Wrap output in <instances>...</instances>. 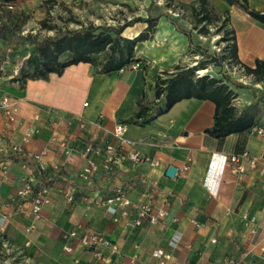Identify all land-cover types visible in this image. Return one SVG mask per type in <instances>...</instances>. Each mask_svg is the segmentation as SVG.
Listing matches in <instances>:
<instances>
[{"label": "crops", "instance_id": "obj_1", "mask_svg": "<svg viewBox=\"0 0 264 264\" xmlns=\"http://www.w3.org/2000/svg\"><path fill=\"white\" fill-rule=\"evenodd\" d=\"M18 1L7 3L13 6ZM70 1L82 11L76 6L78 0ZM97 1L129 5L142 1L143 8L140 13L124 14L114 23L103 15H89L88 21L95 24H119L135 16L165 13L153 37L136 45L139 67L98 73L93 64L79 62L60 74L28 79L21 86L13 80L17 70L8 72L0 64V99L9 95L19 104L20 123L15 129L7 125L0 109V231L4 228L0 235L9 242L13 258L23 259L25 264H95L98 259L91 249L78 239L64 237L65 232L79 229L106 234L118 243L117 251L99 264H160L153 255L156 249L173 255L167 264H225L230 255L244 257L246 264H264V172L256 168L234 174L229 160L234 152H259L264 136L252 131L232 133L223 139L212 136L206 129L214 124L215 103L197 97L176 102L146 126L124 122L127 128L123 136L129 142L116 135V125L137 112L140 97L157 100L159 76L174 72L179 64L196 62L187 61V51L192 47L189 38L168 20L166 13L170 12L162 2L178 5L176 14L170 15L180 27L192 29L194 40L193 22L184 14L198 0H154L152 5L153 0ZM210 2L217 13L228 15L240 60L254 66L257 58L264 59V24L259 25L225 0ZM249 3L264 10V0ZM155 6L160 10L154 12ZM235 13L246 27L235 26ZM77 19L84 21L82 16ZM147 26L146 22H136L125 28L123 36L134 38ZM31 125L36 131L23 145L29 160L35 162L32 156L42 154L44 170L53 175L62 170L75 199L68 201L60 184L51 186V201L44 205L37 228L28 231L32 204L29 200L20 204L17 192L33 168L29 164L25 167L23 157L11 154L9 148L22 144L23 133ZM258 126L264 125L259 122ZM89 145L94 149L87 151ZM132 151L158 160L159 165L152 166L148 159L131 160L128 154ZM217 153L227 157V164L220 190L213 196L204 183ZM91 162L97 168L84 177L82 173ZM171 165L178 168L173 177L167 174ZM118 189L125 190L136 205L150 202L155 210L166 207L167 216L161 223L143 226L115 221L117 206L107 204L104 198ZM244 214L255 217V222H246ZM174 238L177 246L171 243Z\"/></svg>", "mask_w": 264, "mask_h": 264}, {"label": "trees", "instance_id": "obj_2", "mask_svg": "<svg viewBox=\"0 0 264 264\" xmlns=\"http://www.w3.org/2000/svg\"><path fill=\"white\" fill-rule=\"evenodd\" d=\"M14 1L5 0V2L11 3ZM225 1L230 5H236L258 23L264 24V10L252 7L249 0ZM51 2L56 5L61 1L43 0L42 6L46 16L40 23L42 28L53 30L55 32L53 35H46L43 38L32 33L22 35L17 27L7 22L0 23V44L12 42L14 37L18 39L15 44L16 48L23 47L24 42H28L31 46L28 57L13 76V80L19 81L21 86H24L28 79L48 78L51 73L60 74L67 66L79 62L93 64L95 71L98 73H110L128 67L133 62L140 60L136 56L137 43L153 37L160 17L165 14L161 12L156 15L149 14L147 17L135 16L119 24L85 23L80 19H75L74 21L78 26L71 28L57 22H50L53 16L51 8L54 7V5L51 6ZM154 2L153 0L151 5ZM191 11L195 19L193 29H198L201 34H209L210 29L204 28L205 25L199 28V24L203 22L205 24H216L224 18L220 25H216L217 30L223 32L221 41L226 42L223 55L220 56L203 45L196 44L192 38V29L180 27L177 20L170 13H166L168 20L179 31L188 36L190 45L194 46L196 52L202 55L203 58L192 66L179 64L175 67L174 72H165V75L159 76L155 85L157 100L149 101L143 95L137 100V112L123 122L146 126L157 114L167 111L176 102L184 98L197 97L209 99L215 103L214 124L206 129V132L212 136L223 139L232 133L251 131L253 127L259 125V105L264 104V96L255 93L258 97L257 100L239 110L233 103L234 91L226 82H233L228 73H223V76L218 78L209 74L198 76L196 71L206 69L210 63L222 67L224 60L231 59L236 65L242 66L246 74L253 75L256 81H261L264 79V59L257 58L254 66L245 64L240 60L235 30L229 26V17L226 13L222 15L217 13L210 0H198L197 4L191 5ZM55 17L53 16V19ZM136 22H146L148 26L134 38L123 36L125 28L134 25ZM234 82L239 87L244 86L238 81ZM22 157L33 168V172L37 177L36 189L44 186L51 187L55 184L65 187L70 184L62 170L53 175L36 162L30 161L26 153H23ZM3 238L5 237L3 236ZM2 240L0 239V248H4Z\"/></svg>", "mask_w": 264, "mask_h": 264}, {"label": "rangeland", "instance_id": "obj_3", "mask_svg": "<svg viewBox=\"0 0 264 264\" xmlns=\"http://www.w3.org/2000/svg\"><path fill=\"white\" fill-rule=\"evenodd\" d=\"M59 4L54 5L51 2L52 15L56 16L53 19H50V22H57L60 25H67L71 28L77 27V23L74 21L79 17H83V20L89 22V15H103L109 23H114V20L124 18V14H129L132 11L135 13H140L142 10L143 2L138 1L137 3L133 2L132 4H118L117 2H105V1H95V0H78L76 5L79 9H75V4L70 0H60ZM163 5L168 7V11L175 15V9L178 5L175 2L163 1ZM191 9V5H190ZM189 9V10H190ZM160 10L158 6L154 7V12ZM224 14V13H223ZM190 21H194L192 11L185 13L184 17ZM45 17L44 8L42 6V0H19L15 5L10 6L5 0H0V23L7 22L10 25L17 27L22 35L32 33L38 35L40 38H43L46 35H53L55 32L49 29L42 28L41 20ZM6 18V19H5ZM110 19V20H109ZM224 18L221 19V21ZM218 23L205 24V22L199 24V28L202 25H205L204 28H209V34H201L198 32V29H195L194 42L196 44H201L205 48L209 49L211 52H216L218 55H223V48L226 45V42L221 41L223 35L222 31L217 30L216 25ZM234 24L237 28H244L245 23L239 14L235 13L233 18ZM21 23V24H20ZM20 24V25H19ZM259 24V23H258ZM263 25V24H259ZM249 30L255 31L253 27H249ZM18 39L13 37L12 42L5 44H0V64L5 67V70L8 72H14L15 70L21 67L22 63L25 60V56L29 54L30 44L24 42L23 47L16 48L15 44ZM188 56L190 57L187 61L190 62L191 59L196 61L191 63V66L196 64L198 60L202 59V55L198 54L195 50V47L192 46L187 51ZM223 73H228L232 81H226L230 88L234 91L233 103L236 107L241 110L247 105L254 103L257 100V95L264 96V79L261 81H256L253 75L246 74L242 66L236 65L231 59L224 60L223 66L215 65L210 63L206 68L205 72L196 71V75L209 74L210 76L221 78ZM234 81H238L244 84L243 87L235 85ZM260 114L258 116L259 122L264 125V104L259 105ZM26 262L23 259L13 258L11 250L8 251L4 248H0V264H25Z\"/></svg>", "mask_w": 264, "mask_h": 264}, {"label": "built area", "instance_id": "obj_4", "mask_svg": "<svg viewBox=\"0 0 264 264\" xmlns=\"http://www.w3.org/2000/svg\"><path fill=\"white\" fill-rule=\"evenodd\" d=\"M131 67H139V62H133ZM0 109L5 114L7 125L16 128L14 126L19 121V104L17 100L13 99L9 95H4L0 99ZM127 128V124L124 122H119L116 125V135L122 141H128L123 134ZM36 129L35 127L28 126L23 133L22 136V144H14L12 145L9 150L11 154L15 156H22L25 153L24 144L28 143ZM253 133L257 135L264 136V126H255L251 130ZM109 149H112L113 146L109 145ZM94 147L89 145L86 147L87 151L93 150ZM128 158L133 161H141L143 159H148L152 166L159 165V161L156 159H150L148 157H144L139 151H132L128 154ZM32 159L40 165L42 168L45 167L44 162L42 161V154H35L32 156ZM229 160L231 162V171L234 174H244L249 169H256L260 168L262 172H264V145L261 150L257 153H252L250 151H244L242 153H231L229 155ZM23 165L28 167L26 162ZM97 168V165L91 162L87 167H85L83 171V176L88 177L89 174ZM5 176H7V168L5 167L3 170ZM37 182V177L35 176L33 170L27 174L23 186L17 192V201L20 204L24 201L29 200L32 204L31 208V222L27 227L28 231L35 230L37 228V221L42 216V209L45 204L51 201L49 196V186H44L39 189L35 188V184ZM61 191L65 194L68 201H74L75 195L74 191L72 190L71 186L67 185L61 188ZM94 200V199H92ZM104 201L107 204H113L117 206V213L114 216L115 221L125 220L131 226H143L148 224H158L161 223L164 218L168 214V209L166 207H160L159 209L155 210L154 206L150 202H144L141 204H134L131 198L128 196L127 192L123 189H118L114 193L108 195L104 198ZM243 218L246 222H255V217H250L248 214H244ZM4 228L1 229L0 234H2ZM64 237L66 239H78L86 248L91 249L95 256L97 257L98 261L95 264H99L107 255L117 251L118 243L113 241L110 237L106 234L96 233L87 230H79L73 229L70 231L65 232ZM0 239H3V246L6 250L10 251L9 242L0 235ZM171 243L174 246L178 245V240L174 238ZM153 255L159 259L160 264H167L169 263L173 255L164 251L163 249H156L153 252ZM175 264V263H173ZM225 264H246L245 258H239L235 256H228L225 260Z\"/></svg>", "mask_w": 264, "mask_h": 264}, {"label": "clouds", "instance_id": "obj_5", "mask_svg": "<svg viewBox=\"0 0 264 264\" xmlns=\"http://www.w3.org/2000/svg\"><path fill=\"white\" fill-rule=\"evenodd\" d=\"M217 161L220 163L218 164ZM227 164V157L223 154H214L213 165L210 169L209 175L205 180L204 187L208 190V192L215 196L218 194L221 181L223 178L224 169Z\"/></svg>", "mask_w": 264, "mask_h": 264}, {"label": "water", "instance_id": "obj_6", "mask_svg": "<svg viewBox=\"0 0 264 264\" xmlns=\"http://www.w3.org/2000/svg\"><path fill=\"white\" fill-rule=\"evenodd\" d=\"M177 170L178 168L174 165H171L169 168H168V171H167V174L170 176V177H173L176 173H177Z\"/></svg>", "mask_w": 264, "mask_h": 264}, {"label": "bare ground", "instance_id": "obj_7", "mask_svg": "<svg viewBox=\"0 0 264 264\" xmlns=\"http://www.w3.org/2000/svg\"><path fill=\"white\" fill-rule=\"evenodd\" d=\"M206 71V69H200L199 70V72H205Z\"/></svg>", "mask_w": 264, "mask_h": 264}]
</instances>
